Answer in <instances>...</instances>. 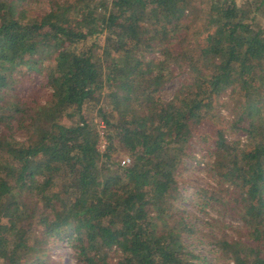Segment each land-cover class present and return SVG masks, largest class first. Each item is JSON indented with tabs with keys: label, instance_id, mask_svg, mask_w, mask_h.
I'll return each instance as SVG.
<instances>
[{
	"label": "trees",
	"instance_id": "16d2710c",
	"mask_svg": "<svg viewBox=\"0 0 264 264\" xmlns=\"http://www.w3.org/2000/svg\"><path fill=\"white\" fill-rule=\"evenodd\" d=\"M27 74L43 103L7 91ZM204 125L210 197L241 220L212 235L220 264H264V0H0V264H47L54 242L84 264H199L174 202Z\"/></svg>",
	"mask_w": 264,
	"mask_h": 264
},
{
	"label": "rangeland",
	"instance_id": "374dc122",
	"mask_svg": "<svg viewBox=\"0 0 264 264\" xmlns=\"http://www.w3.org/2000/svg\"><path fill=\"white\" fill-rule=\"evenodd\" d=\"M47 8L48 5L46 3L30 7L34 13H42ZM15 77L17 79L16 83L7 90L12 95H19L26 101L34 100L35 103L39 104L46 100L49 90L43 88L32 75H16ZM185 79H189L187 73L183 70L175 69L173 76L160 87L158 92L160 98L163 100L169 99ZM4 95L8 96L7 93ZM232 96L233 94L227 89L219 94V100L217 101L218 110L227 122L232 120L233 110L237 107L236 101ZM97 127L100 132L103 131L101 122L97 124ZM201 132V136H195L191 139L187 155L183 158L181 168L177 172L180 197L174 202V205L188 211L191 223L199 231L195 235H185L183 237L186 247L201 257L199 264H220L223 260L217 247L211 243L212 235L219 236L222 233L221 231H223L227 235L225 237H238L241 220L236 215L224 213L222 200H220L222 194L214 195V198L210 197L211 190L218 186L216 176L210 172L208 165V146H211L213 128L209 125H204L201 127ZM226 136L227 138H239L241 141L245 140V134L240 131H231L229 129ZM101 149L103 150L104 148L101 147ZM126 157L123 153L119 155L121 160ZM202 189H206L207 192L202 191ZM214 220L215 222H213ZM44 259L47 264L53 262L84 264L76 259L68 246L58 242L49 244Z\"/></svg>",
	"mask_w": 264,
	"mask_h": 264
},
{
	"label": "built area",
	"instance_id": "2783aa9c",
	"mask_svg": "<svg viewBox=\"0 0 264 264\" xmlns=\"http://www.w3.org/2000/svg\"><path fill=\"white\" fill-rule=\"evenodd\" d=\"M97 146H98V148H99L100 150H102L101 147L104 148V146H105V139L103 138V136H101V139L99 140V143H98ZM129 161H130V159H129L128 157H126V158H124V159L121 161V163L124 164V163H127V162H129Z\"/></svg>",
	"mask_w": 264,
	"mask_h": 264
}]
</instances>
